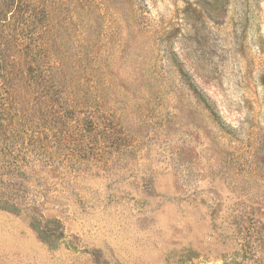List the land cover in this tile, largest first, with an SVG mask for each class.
Listing matches in <instances>:
<instances>
[{"label":"rangeland","instance_id":"obj_1","mask_svg":"<svg viewBox=\"0 0 264 264\" xmlns=\"http://www.w3.org/2000/svg\"><path fill=\"white\" fill-rule=\"evenodd\" d=\"M0 264H264V0H0Z\"/></svg>","mask_w":264,"mask_h":264}]
</instances>
